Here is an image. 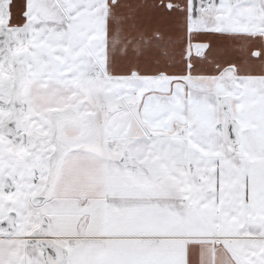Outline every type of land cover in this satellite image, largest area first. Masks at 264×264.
<instances>
[{
  "label": "snow or ice",
  "instance_id": "1",
  "mask_svg": "<svg viewBox=\"0 0 264 264\" xmlns=\"http://www.w3.org/2000/svg\"><path fill=\"white\" fill-rule=\"evenodd\" d=\"M0 264H264V0H0Z\"/></svg>",
  "mask_w": 264,
  "mask_h": 264
}]
</instances>
